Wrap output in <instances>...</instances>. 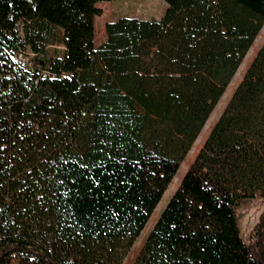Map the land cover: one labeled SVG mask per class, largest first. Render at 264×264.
Here are the masks:
<instances>
[{"label": "trees", "instance_id": "1", "mask_svg": "<svg viewBox=\"0 0 264 264\" xmlns=\"http://www.w3.org/2000/svg\"><path fill=\"white\" fill-rule=\"evenodd\" d=\"M113 1L0 0V264H122L264 27V0H164L96 47ZM256 196L264 44L134 264H264Z\"/></svg>", "mask_w": 264, "mask_h": 264}, {"label": "rangeland", "instance_id": "2", "mask_svg": "<svg viewBox=\"0 0 264 264\" xmlns=\"http://www.w3.org/2000/svg\"><path fill=\"white\" fill-rule=\"evenodd\" d=\"M97 7H99L102 10V14L100 16H97L94 21L95 22V45L96 47H99L106 41L105 26L108 22H113L121 17L160 18L165 13L167 4L164 0H150V1L148 0H117L113 2L98 3ZM263 44H264V32L262 33L261 37L258 39L257 44L254 47V52L250 55L249 59L247 60V63L245 64L238 81L235 82L234 88L231 91H228V88L226 89L224 93L225 96L224 95L222 96L219 103L217 104L214 111L212 112L213 125L211 129L208 130V133H207V130L206 131L204 130L205 127L202 130L201 134L202 133L205 134L204 141L200 143V146L194 156L192 155V153L190 152L188 153V155L182 162L180 169L178 170L176 176L174 177V179L168 186V189L166 190L162 200L160 201L156 210L154 211L150 220L148 221L146 227L144 228V230L142 231V233L140 234V236L134 243L133 247L129 251L128 255L126 256L122 264H134L135 263L139 253L141 252L146 242L147 237L149 236L150 232L153 230L155 223L157 222L161 212L163 211V209L165 208V206L167 205L168 201L173 196L175 191L178 189L183 177L185 176V174L187 173V171L193 164L199 151L203 147L205 140L209 136V133L211 132L213 126L215 125V123L218 121L219 117L225 110L235 89L242 82L247 72V69L250 67L251 63L255 59L257 53L259 52ZM64 49L65 48L60 43H54L47 47V53L49 56H53L56 54L62 55ZM33 57L34 56L32 54L27 56L26 62L29 64L34 63ZM236 217H237L238 227L240 230V236L243 242L248 246L254 245L256 242V239L254 238L255 232L259 231L262 234H264V198L260 196H256L253 199H247V200L241 201L240 204L236 208ZM13 264H17V262L14 261Z\"/></svg>", "mask_w": 264, "mask_h": 264}, {"label": "bare ground", "instance_id": "3", "mask_svg": "<svg viewBox=\"0 0 264 264\" xmlns=\"http://www.w3.org/2000/svg\"><path fill=\"white\" fill-rule=\"evenodd\" d=\"M263 32H264V28L262 29L260 35H259L258 38L256 39L254 45H253L252 48L250 49L248 55L246 56L244 62H243L242 65H241V67L239 68V70H238L236 76L234 77V79H233L231 85L228 87V91H231V90L234 88L235 82L238 81V79H239V77H240V75H241V72H242V70H243L245 64L247 63V60L249 59L250 55L254 52V47H255V45L257 44V41H258V39L261 37V35H262ZM224 96H225V95H224ZM212 125H213V114H212V116L210 117V119L208 120V122H207V124H206L204 130H205V131L207 130V133H208V130L211 129ZM204 135H205V134L202 133V134L200 135V137L197 139V141L195 142L194 146L192 147L190 153H192L193 156L196 154V152H197V150H198V148H199V146H200V143H202V141H204Z\"/></svg>", "mask_w": 264, "mask_h": 264}, {"label": "built area", "instance_id": "4", "mask_svg": "<svg viewBox=\"0 0 264 264\" xmlns=\"http://www.w3.org/2000/svg\"><path fill=\"white\" fill-rule=\"evenodd\" d=\"M18 57H19V60L22 62L23 66H31V64L26 62V56L24 54L21 53L18 55Z\"/></svg>", "mask_w": 264, "mask_h": 264}, {"label": "crops", "instance_id": "5", "mask_svg": "<svg viewBox=\"0 0 264 264\" xmlns=\"http://www.w3.org/2000/svg\"><path fill=\"white\" fill-rule=\"evenodd\" d=\"M148 1H150V0H148ZM166 9H167V8H166ZM166 9H165V10H166ZM160 18H161V17H160ZM160 18L152 17V18H139V19H145V20H146V19H160Z\"/></svg>", "mask_w": 264, "mask_h": 264}]
</instances>
